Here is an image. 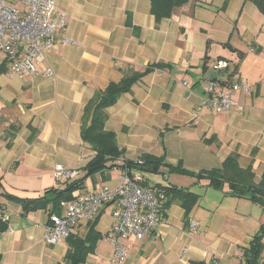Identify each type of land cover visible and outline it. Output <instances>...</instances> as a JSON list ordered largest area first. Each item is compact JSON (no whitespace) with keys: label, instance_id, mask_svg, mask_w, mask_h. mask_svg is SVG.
Returning a JSON list of instances; mask_svg holds the SVG:
<instances>
[{"label":"crops","instance_id":"obj_1","mask_svg":"<svg viewBox=\"0 0 264 264\" xmlns=\"http://www.w3.org/2000/svg\"><path fill=\"white\" fill-rule=\"evenodd\" d=\"M5 2L19 4V0ZM55 3L67 15L66 34L74 44H63L56 36L36 72L25 78L11 76L0 53V217L7 216L3 219L7 228L0 231V264H67L66 239L53 245L44 240L50 210L23 213L21 204L8 195L36 198L73 180L81 181L82 187L72 197L117 185L118 177L111 178L110 168L86 174L94 152L81 139V116L94 92L119 81L128 66L141 70L151 63L170 64L146 74L107 108L105 128L115 132L126 159L148 153L173 165L181 161L184 168L197 172L218 167L237 152L239 165L251 166L254 180H260L264 14L252 2L189 1L160 21L151 13L149 0ZM218 59L228 63L221 72L213 67ZM48 70L53 76L47 75ZM215 78L243 81L250 92H233L236 105L213 113L202 106V98ZM56 165L75 171V177L57 180ZM116 165L113 169L119 176L124 165L120 159ZM162 175L164 181L156 183L186 187L199 195L188 221L183 208L172 204L163 223L142 240L126 241L127 258L119 264H240L243 249L264 224L262 206L227 194L225 188L206 186V180L198 183L179 173ZM147 184L153 183L147 180ZM67 202H61L60 212ZM107 209L100 212L96 226L103 238L81 264H117L110 263L113 246L105 238L113 219L101 217ZM86 225L73 232L85 234Z\"/></svg>","mask_w":264,"mask_h":264},{"label":"built area","instance_id":"obj_2","mask_svg":"<svg viewBox=\"0 0 264 264\" xmlns=\"http://www.w3.org/2000/svg\"><path fill=\"white\" fill-rule=\"evenodd\" d=\"M18 3L11 5L0 0V53L9 74L25 78L36 72L44 51L55 44L56 36H61L66 45L75 41L66 34L67 15L57 9L55 0H19ZM227 65L225 59L213 63L219 72ZM47 75L53 76L52 71L48 70ZM182 83L187 87V81ZM241 89L250 92V87L243 81L222 85L212 80L206 85L202 106L213 113L227 112L236 105L232 93ZM75 175V171L62 165L55 167L57 180L71 179ZM141 180V173L124 170L114 187L103 186L73 194L62 212L49 215L45 242L53 245L66 239L78 225L95 219L104 208L112 206L113 221L105 238L113 246L110 263H123L127 258L126 241L129 238L142 240L155 226L163 223L166 213L165 194L141 186ZM3 219L7 220V216Z\"/></svg>","mask_w":264,"mask_h":264},{"label":"trees","instance_id":"obj_3","mask_svg":"<svg viewBox=\"0 0 264 264\" xmlns=\"http://www.w3.org/2000/svg\"><path fill=\"white\" fill-rule=\"evenodd\" d=\"M150 10L156 21L170 17L174 9L195 0H149ZM252 2L258 10L264 14V0H246ZM236 50V49H233ZM241 55V53H238ZM170 67L169 63L157 62L148 64L144 69L138 70L132 66H128L121 79L117 82H109L105 88L98 89L84 106L81 116V139L94 152L92 158L86 164V174L91 175L105 168H113L116 163L121 160L124 170L130 173L148 172L152 174L179 173L189 175L196 178L199 183L206 180V186L214 189H226L227 194L237 197L249 198L258 202L264 209V171L260 180H254V172L251 166L241 167L238 162L239 154L232 152L221 163L220 166L211 169L199 170L197 172L190 171L183 167L182 162L177 164H169L164 161V157L152 154H144L135 160L126 159L123 156V149L119 148L116 134L105 128V122L108 118L107 108L115 104L117 99L131 87L141 80L146 74L156 69H164ZM222 71V70H221ZM220 71V72H221ZM214 81H218L213 79ZM222 85H230L232 81L219 80ZM141 161V163H138ZM165 167L167 172L160 171ZM137 168L140 171H133ZM142 175L140 185L148 190L162 191L166 200L165 208L172 204H178L183 208V218L188 221V216L195 206L199 195L189 188L177 186L168 183L167 185L153 184L149 186L147 179ZM82 187L81 181L73 180L64 184L63 187H51L47 189L42 196L36 198H19L8 195L14 201L21 204L23 213L34 211L37 209L50 210V214L60 213L61 202L70 201L72 192ZM166 210V209H165ZM99 215L87 222L86 232L83 235L70 233L66 237L68 248L64 255V261L67 264H81L85 262L87 256L92 253L99 239L103 238V234L97 230ZM7 228V223L0 217V231ZM264 224L259 232H257L250 240L248 246L243 249L242 260L240 264H256L261 262L264 243ZM192 264H203V262H194Z\"/></svg>","mask_w":264,"mask_h":264},{"label":"rangeland","instance_id":"obj_4","mask_svg":"<svg viewBox=\"0 0 264 264\" xmlns=\"http://www.w3.org/2000/svg\"><path fill=\"white\" fill-rule=\"evenodd\" d=\"M118 170L117 169H113V168H111V178H113L114 176H117L118 177ZM166 176L168 175V173H166L165 174ZM116 177V178H117ZM165 177V176H164ZM164 177H163V175L162 174H152V173H148V174H146L145 175V178L147 179V180H149V182L150 183H153V184H156V182H158V183H161V182H163L164 181ZM166 178V177H165ZM165 182H166V180H165ZM152 184V185H153ZM108 209H107V211L106 212H104L102 215H101V217H104V218H107V217H109V216H111L110 214H111V210H112V206H109V207H107ZM111 218H112V216H111Z\"/></svg>","mask_w":264,"mask_h":264},{"label":"water","instance_id":"obj_5","mask_svg":"<svg viewBox=\"0 0 264 264\" xmlns=\"http://www.w3.org/2000/svg\"><path fill=\"white\" fill-rule=\"evenodd\" d=\"M216 75L215 74H213L211 77L213 78V77H215Z\"/></svg>","mask_w":264,"mask_h":264}]
</instances>
